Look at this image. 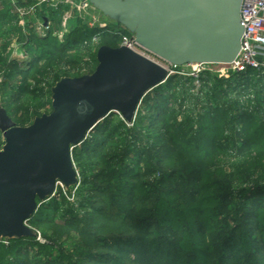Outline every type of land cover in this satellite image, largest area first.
<instances>
[{"label":"trees","instance_id":"16d2710c","mask_svg":"<svg viewBox=\"0 0 264 264\" xmlns=\"http://www.w3.org/2000/svg\"><path fill=\"white\" fill-rule=\"evenodd\" d=\"M36 1L0 0V105L16 125L51 110L60 77L91 73L99 45L132 34ZM71 158L77 184L37 200V235L0 238V264H264V67L173 72L130 123L108 113Z\"/></svg>","mask_w":264,"mask_h":264},{"label":"water","instance_id":"95a60500","mask_svg":"<svg viewBox=\"0 0 264 264\" xmlns=\"http://www.w3.org/2000/svg\"><path fill=\"white\" fill-rule=\"evenodd\" d=\"M89 1L162 63L102 44L93 71L60 77L50 89L51 110L30 124L16 125L0 105V238L37 235L27 224L37 200L78 182L71 149L112 111L130 123L143 95L166 79L163 63H229L240 50L242 0Z\"/></svg>","mask_w":264,"mask_h":264},{"label":"built area","instance_id":"2783aa9c","mask_svg":"<svg viewBox=\"0 0 264 264\" xmlns=\"http://www.w3.org/2000/svg\"><path fill=\"white\" fill-rule=\"evenodd\" d=\"M42 1H49L53 5L62 1L69 5L70 10H75L81 16H88V26L97 25L105 27L106 22L96 15L97 9L89 0H37L36 5ZM33 10V5L29 7H18L17 11L20 16H24ZM99 13V12H98ZM70 12L64 13L61 21V29L59 33L65 30V21L69 17ZM240 16L244 26L243 34L240 41V50L238 55L229 63H202L193 62L180 65L178 70L174 69V65L163 63L168 69L169 76L173 72L180 74H188L196 77L202 70L213 71L220 76L229 77L232 73L245 71L249 67H264V0H242L240 7ZM46 28V24L37 22L36 29L42 32ZM119 32V31H118ZM119 45H124L133 49L157 62L162 63L157 57L141 48L136 44L133 34L122 33ZM92 41H97V35L92 36ZM167 78V77H166ZM59 185V184H58Z\"/></svg>","mask_w":264,"mask_h":264},{"label":"rangeland","instance_id":"374dc122","mask_svg":"<svg viewBox=\"0 0 264 264\" xmlns=\"http://www.w3.org/2000/svg\"><path fill=\"white\" fill-rule=\"evenodd\" d=\"M98 11V10H97ZM99 12V11H98ZM98 12H96V15H101L100 14V12L98 13ZM107 20V19H106ZM107 21H110L111 23H112V21L111 20H107ZM11 47H12V49H11V53H12V55L13 56H18V57H20L21 58V56H23L22 55V53H23V50H22V48L18 45V44H16L15 42H12L11 43ZM180 68V67H179ZM60 186H62V185H60ZM56 191V190H55Z\"/></svg>","mask_w":264,"mask_h":264}]
</instances>
